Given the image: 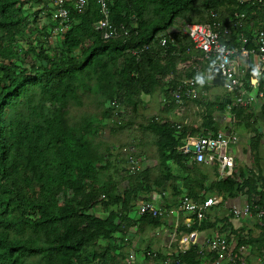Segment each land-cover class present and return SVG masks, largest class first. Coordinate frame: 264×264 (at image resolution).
Listing matches in <instances>:
<instances>
[{"label": "trees", "instance_id": "1", "mask_svg": "<svg viewBox=\"0 0 264 264\" xmlns=\"http://www.w3.org/2000/svg\"><path fill=\"white\" fill-rule=\"evenodd\" d=\"M48 2L0 0V264H131L127 255L135 248L143 260L205 264L197 253L198 240L181 251L177 239L192 229L213 228L227 229L223 234L228 242L234 241L237 257L242 243L259 252L264 216L258 224L252 215L259 229L252 235L249 227L243 231L244 226L232 223L229 208L224 206L226 213L218 216L210 206L199 223H177L171 237L174 249L157 253L149 244L138 245L144 237L141 230L162 227V215L129 214L152 192L164 190L173 204L180 193L198 202L215 193L221 201L238 195L253 213L264 206V154L260 153L264 131L257 128L264 113V77L257 76V84L251 86L247 67L242 84L249 93L254 87L250 103L237 102L225 90L206 101L197 124L168 117L151 116L141 123L136 119L141 95L157 87L167 98L162 105L167 110L176 105L170 91L180 78L193 77L195 87L213 85L207 72L215 60L201 59L198 51L186 52L191 40L181 33L180 22H209L218 30L220 41L231 46L239 43L242 33L250 48L254 28L264 27L258 2L106 0L110 21L129 28L130 35L123 41L102 39L94 30L100 15L96 0H86L80 12L68 7L63 30L48 19ZM33 3L37 6L32 7ZM43 9L46 24L38 21ZM22 27L28 31L25 38ZM56 34L60 37L55 38ZM160 36L167 38L165 45L157 42ZM149 43L147 49L139 50ZM12 55H17V63ZM251 58L249 54V66ZM258 90L262 95L256 108L253 101L259 98ZM83 94L98 110L69 116V103L80 104ZM121 105L129 109L128 118L119 123L111 119L108 130L119 134L134 128L135 122L136 130L154 145L156 158L150 165H133L132 170L119 165L122 160H135L141 143L136 141L133 151L122 156L124 142H117L119 151H115L100 136L104 119L113 112L118 115ZM225 117L227 124H223ZM237 128L251 134L240 147L242 163L223 177H218L216 165L196 162L190 152L176 150L188 136ZM118 178L124 181L122 188ZM95 205L104 215L92 211ZM126 245L131 247L122 249Z\"/></svg>", "mask_w": 264, "mask_h": 264}, {"label": "built area", "instance_id": "2", "mask_svg": "<svg viewBox=\"0 0 264 264\" xmlns=\"http://www.w3.org/2000/svg\"><path fill=\"white\" fill-rule=\"evenodd\" d=\"M49 10L48 19L56 22L55 28L63 30L68 23V7H72L77 12H80L86 0H48ZM264 15V0H256ZM100 11L99 17L94 21L93 28L96 30L102 39H121L122 41L129 37V28L122 23H113L109 19V11L106 0H96ZM44 14V11H43ZM241 15V14H240ZM46 22H47V16ZM181 33L187 35L191 40V45L187 46L186 52L192 53L194 51L200 52L201 59L213 58L214 63L218 66L223 75L222 87L233 94V98L243 105L250 103L253 98V93L248 92L242 84V76L247 67L250 69L249 83L251 86L257 84V76H260V69L264 68V27H257L253 30L252 42L253 45L248 48L246 43L248 38L246 35L240 33L239 43L237 45H228L219 39V32L209 22H194L182 21L180 25ZM223 33L226 29L222 30ZM165 36H160L157 42L160 45H165ZM169 41L175 44L173 37H169ZM149 44L143 45L139 50H145ZM133 53H138V50L133 49ZM251 54V66L247 63V57ZM244 62V63H243ZM210 69V68H209ZM209 75V70H208ZM264 77V76H262ZM196 87L194 86V79L191 76H185L178 80L175 89L171 95L175 101H181L183 97H191L195 95ZM261 96V91L256 92ZM264 117V113H263ZM237 135L231 131L218 130L211 134H196L188 136L182 144L176 146V150L182 153L190 152L191 159L196 162H202L207 165H216L218 177H223L228 173L230 168L235 164H241V159H235L232 150H227L228 142H236ZM189 144L194 146V149H189ZM165 191V190H164ZM164 191L159 193L152 192L148 199L141 200L136 205L137 213L149 212L151 215H161V205H157L156 200L162 197ZM217 200L214 194L206 196L201 202L191 200L185 193H180L177 197V206L179 209L185 211L187 215L183 219V223L188 226L194 221L199 223L205 217V213L210 206L224 205ZM220 203V204H219ZM231 215L234 217H244L255 219L258 224L259 220L264 216V206L257 208L253 213L247 202L243 201L238 205H231L229 207ZM197 230L192 229L180 235L177 247L184 251L190 243L197 242V253L208 264H248L246 257L250 254V245L240 244L237 248L240 256L237 257L234 252V241L228 242L224 234L203 233L196 238ZM255 264H264V234L259 248V252H254ZM131 259L133 253L129 254ZM206 258V259H205Z\"/></svg>", "mask_w": 264, "mask_h": 264}, {"label": "rangeland", "instance_id": "3", "mask_svg": "<svg viewBox=\"0 0 264 264\" xmlns=\"http://www.w3.org/2000/svg\"><path fill=\"white\" fill-rule=\"evenodd\" d=\"M36 6L37 5L35 3H33L32 7H36ZM43 11L45 12V9L38 12L39 13L38 16L40 14H41V16H39V17L37 16V17H38L39 23H45L46 24L47 23L46 17L43 16ZM178 21H179V19L176 20V22H178ZM181 23L182 22H180V24ZM173 27H174V25L172 26V28ZM28 28H30L29 25H28ZM22 30H24L22 35L25 38L28 34V31H26L25 27L24 28L22 27ZM52 35L54 36V34H52ZM59 37H60V35H58V34L55 35V38H59ZM23 43H25V42H24V40L21 39V44L23 45ZM11 60L13 62L17 63L18 62L17 55H12ZM259 75H260L259 76L260 78H262V76H264V68L263 67L260 69ZM172 91H170V93H172ZM224 91H225V89L222 87V85H216V84L207 86L205 88L196 87L194 97L188 98L186 100L175 101L176 105H174L173 107L169 106L167 110H162V105H163L164 101H167V98L164 97L161 89H159V87H157L154 89V91L151 94L141 95L143 102H142V104L139 105V107L137 109L138 114H137L136 119L141 123V122H145V120H147L151 116H155L157 118L158 117H168V118H170L176 122H181V123L184 122V123H188L190 125L191 124H197L201 119L202 108L204 107L206 101L212 99L214 97V95L220 94ZM260 98H261V96H259V98L257 97L255 100V102L258 105H259V102L261 101ZM81 100L82 101L80 104H77L75 102L69 103V106H68L69 116L76 117L77 115H79L83 111L95 112L96 110H98L97 106L90 99L89 95L83 94L81 96ZM118 113H119L118 115H115V113L113 112V115L110 118L104 119L105 125L102 127V131L100 133V136L103 139L110 141L112 143L111 147H115V148H113V150H115V151H119V148H117V142H119V141L124 142L125 144L120 148V151H122V153H123L122 156H125L128 151H133L132 149L134 148V144H136L135 143L136 141L138 143H141V144H139V151L137 154V158H135V160L133 159L132 162L126 161V163H125V160H122L118 163L119 165L126 164L127 168L130 170H132V167H134L133 165H135L136 167H139V168L144 166V165H150L151 163H153L155 161V158H156V152H155L154 145H153V143L150 142V138L145 140V137H142L143 135L139 131L136 130L135 122L133 124L134 128L123 130L119 134H114V133L111 134L109 132L108 127H109V123H110L111 119L115 120L117 123H119L121 120H126L128 118L129 109L127 107L121 105L118 107ZM224 113L228 114V112L226 110L224 111ZM262 117H263V115H262ZM262 117L260 118L261 120L259 119V121H257V128L260 131H264V117L263 118ZM227 120H228L227 118L226 119L224 118L223 124H227V122H228ZM221 129H223V128H221ZM233 132L237 135V137H239V144H237L238 146L240 144L242 145L243 143L245 145L246 141L248 140L249 135L251 134L250 130H245L243 128H237ZM139 136H141V139H138ZM235 146H236L235 143L228 142L227 150H230V149L235 150V148H236ZM99 151L102 153L101 149ZM260 153L264 154V139H263L262 143L260 144ZM237 159L238 158L236 157V160ZM234 162L236 164V161H234ZM118 181L120 182V183H118V187L122 188L124 185V181L121 180V178H118ZM214 195H216V194L214 193ZM169 201L170 200H167V203L169 205H171V203H169ZM156 202H157V205H158V203H159V205H161L160 206L162 209L161 215L164 216L165 215L164 211L166 209V208H164V206H162V203H164V198L159 197L156 200ZM136 205L134 206V208H132L129 211L130 215H134L136 213ZM173 205H174L173 207L178 208L177 203L173 204ZM180 210H178V211H180ZM92 211L98 215H104V213H105V211H103L98 205H95L92 208ZM212 212H213V214H217L218 216L226 213V211H224V210L219 213L215 210L214 207L212 208ZM241 218H244V217H241ZM249 222H250L249 225H250V229L252 231V235H255L259 231V229L255 225H252L251 221H249ZM217 225H220V223H218ZM166 226H167V224L162 225L163 228ZM171 227H175V224H171V222H170L167 230H166V228L162 229L163 232L166 233L167 237L170 234L169 232H171V231H169L171 229ZM155 230L156 229L149 230L147 228H144L143 230H141L142 235L144 237L140 241V243L137 242L136 245H138V243H139L138 246L143 247L144 245L149 244L150 249L152 251L157 252V253H165L164 251L166 248H164L165 245L162 243L161 240L165 241L164 239H166V238H163L164 235L161 232L155 233L154 232ZM195 230H197V232H198L196 234V238L200 237V236H198L200 231H203V233H205V234H210V233L223 234L227 231V229H225L226 231L223 230L220 232V231H217L216 228L203 229V230L195 229ZM242 230L244 231V228ZM132 231H134V230H131V232ZM173 232H174V228L172 230L171 235L173 234ZM183 233H185V232H183ZM178 239H177V242H178ZM134 240H135V238L132 239L131 244L134 242ZM171 240L172 239H170V242H171ZM130 247H131L130 245H126L125 247L123 246L122 249L128 250ZM130 253H133V258L131 259V257H130L131 264H169V258L165 259V261L163 263H161L159 259L154 260V259L148 258V259L143 260L142 253H141L140 249H138V248H135L134 251H130L128 253V255H127L128 259H129ZM246 260L248 261V264H255V261L253 260V258L251 257L250 254L247 255ZM204 263L208 264V260L206 259V261H204Z\"/></svg>", "mask_w": 264, "mask_h": 264}, {"label": "crops", "instance_id": "4", "mask_svg": "<svg viewBox=\"0 0 264 264\" xmlns=\"http://www.w3.org/2000/svg\"><path fill=\"white\" fill-rule=\"evenodd\" d=\"M244 63V62H243ZM254 90V87L252 88V90H251V92ZM255 100H256V98L254 99V104H255V107L257 108V103L255 102ZM257 104V105H256ZM225 119H226V117H225ZM235 143V150L234 149H231L232 150V152H233V154H234V156L235 155H238L239 157H237V158H239V159H241V156H240V146H241V144L238 146L237 144H239V137H237V141L236 142H234ZM238 148V149H237ZM164 195L162 196V198H164V203H162V206H164V208H166L165 209V211H164V213H165V215L164 216H162V219H163V221H164V223L163 224H167V226L166 227H160V228H157L154 232L156 233H159V232H161V233H163V235H164V237L163 238H166V239H164L165 241H163V240H161L162 241V243L165 245V247L164 248H166L165 249V253H167V252H170L172 249H174V246L175 245H173L172 243V241L170 242V239H171V237H172V235H171V233H172V230H173V228L174 227H171V229L169 230V231H171V232H169L170 234H169V236L167 237V235H166V233H164L163 232V230L162 229H165L166 228V230H167V228H168V226H169V223L171 222V224H177V223H179L180 221L182 222L183 221V219H184V217L187 215V213L185 212V211H183V210H180V209H178V208H175V207H173L174 205H173V203H171V202H169V203H171V205H169L168 203H167V191H164V193H163ZM216 196V199L217 200H221V197H220V195L219 194H216L215 195ZM244 200L242 199V198H240L238 195L237 196H235L234 198H232V199H227V200H222L221 201V203L225 206V207H227V208H229L231 205H238V204H241L242 202H243ZM220 204V203H219ZM167 205V206H166ZM213 207L215 208V210L217 211V212H221V211H223V206L222 205H213ZM212 207V208H213ZM163 208V209H164ZM178 210H180V211H178ZM225 211V210H224ZM244 219V220H243ZM230 220L232 221V223L233 224H235V225H239V224H241V226H244L245 227V229L244 230H246L248 227L250 228V225H249V220H246L245 218H241V217H234V216H232V217H230ZM251 222H252V225H255L254 223H255V220L254 219H251ZM165 224V225H166ZM159 230V231H158ZM198 233V232H197ZM203 234V231H200L199 232V235L198 236H201ZM162 238V239H163ZM255 254L256 253H254V252H250V255H251V257L253 258V260H254V257H255ZM247 261V260H246ZM247 263H248V261H247Z\"/></svg>", "mask_w": 264, "mask_h": 264}, {"label": "water", "instance_id": "5", "mask_svg": "<svg viewBox=\"0 0 264 264\" xmlns=\"http://www.w3.org/2000/svg\"><path fill=\"white\" fill-rule=\"evenodd\" d=\"M209 77H210V82L212 84L222 85L223 75L221 74L218 66L215 63H212L209 69ZM189 149L193 150L194 146L192 144H189Z\"/></svg>", "mask_w": 264, "mask_h": 264}, {"label": "clouds", "instance_id": "6", "mask_svg": "<svg viewBox=\"0 0 264 264\" xmlns=\"http://www.w3.org/2000/svg\"><path fill=\"white\" fill-rule=\"evenodd\" d=\"M48 1V0H47ZM49 8V7H48Z\"/></svg>", "mask_w": 264, "mask_h": 264}]
</instances>
